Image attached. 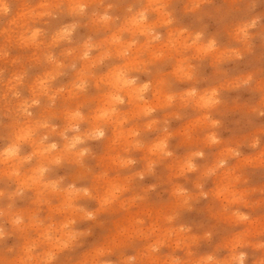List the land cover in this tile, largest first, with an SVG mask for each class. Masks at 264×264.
<instances>
[{"label":"clouds","instance_id":"9594fccd","mask_svg":"<svg viewBox=\"0 0 264 264\" xmlns=\"http://www.w3.org/2000/svg\"><path fill=\"white\" fill-rule=\"evenodd\" d=\"M264 0H0V264H264Z\"/></svg>","mask_w":264,"mask_h":264},{"label":"rangeland","instance_id":"374dc122","mask_svg":"<svg viewBox=\"0 0 264 264\" xmlns=\"http://www.w3.org/2000/svg\"><path fill=\"white\" fill-rule=\"evenodd\" d=\"M261 51H264V49H261ZM250 176H251V183L256 185L264 184V170L250 173Z\"/></svg>","mask_w":264,"mask_h":264}]
</instances>
